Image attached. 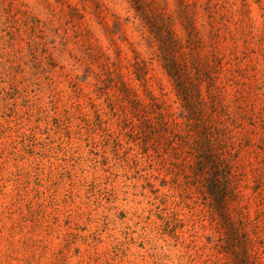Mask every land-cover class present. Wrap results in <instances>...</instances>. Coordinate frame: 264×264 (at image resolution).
<instances>
[{"label": "rangeland", "instance_id": "rangeland-1", "mask_svg": "<svg viewBox=\"0 0 264 264\" xmlns=\"http://www.w3.org/2000/svg\"><path fill=\"white\" fill-rule=\"evenodd\" d=\"M0 264H264V0H0Z\"/></svg>", "mask_w": 264, "mask_h": 264}, {"label": "trees", "instance_id": "trees-1", "mask_svg": "<svg viewBox=\"0 0 264 264\" xmlns=\"http://www.w3.org/2000/svg\"><path fill=\"white\" fill-rule=\"evenodd\" d=\"M169 73L176 78L177 81V85L179 88V93L182 94L183 92H187L189 93V87L186 85V80L184 79V77H182L181 72L179 71L178 67L176 66H170L168 68Z\"/></svg>", "mask_w": 264, "mask_h": 264}]
</instances>
